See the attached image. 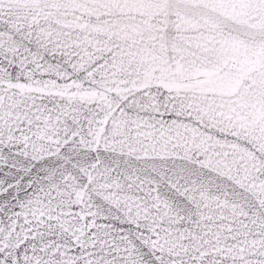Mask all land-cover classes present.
I'll use <instances>...</instances> for the list:
<instances>
[{"label":"snow or ice","instance_id":"6c2138e0","mask_svg":"<svg viewBox=\"0 0 264 264\" xmlns=\"http://www.w3.org/2000/svg\"><path fill=\"white\" fill-rule=\"evenodd\" d=\"M0 264H264V0H0Z\"/></svg>","mask_w":264,"mask_h":264}]
</instances>
